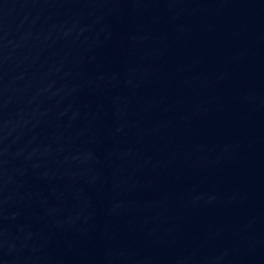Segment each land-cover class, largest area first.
I'll list each match as a JSON object with an SVG mask.
<instances>
[{
	"label": "water",
	"instance_id": "obj_1",
	"mask_svg": "<svg viewBox=\"0 0 264 264\" xmlns=\"http://www.w3.org/2000/svg\"><path fill=\"white\" fill-rule=\"evenodd\" d=\"M0 264H264V0H0Z\"/></svg>",
	"mask_w": 264,
	"mask_h": 264
}]
</instances>
